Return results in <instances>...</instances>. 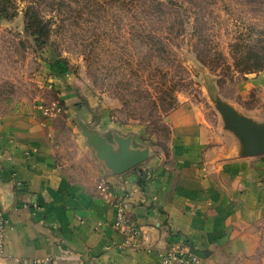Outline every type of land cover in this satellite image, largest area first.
<instances>
[{
	"label": "crops",
	"instance_id": "obj_1",
	"mask_svg": "<svg viewBox=\"0 0 264 264\" xmlns=\"http://www.w3.org/2000/svg\"><path fill=\"white\" fill-rule=\"evenodd\" d=\"M70 110L114 149L115 135L131 137L130 150L148 149L147 158L115 174L77 123L84 149L70 161L54 119L37 111L0 116V214L6 220L0 264H163L161 255L176 245L188 247L199 264H228L261 249L264 155H247L240 139L220 135L186 104L166 117L167 155L154 152L139 128H112L98 106L88 104L87 116ZM118 207L141 229L145 250L122 246Z\"/></svg>",
	"mask_w": 264,
	"mask_h": 264
},
{
	"label": "rangeland",
	"instance_id": "obj_2",
	"mask_svg": "<svg viewBox=\"0 0 264 264\" xmlns=\"http://www.w3.org/2000/svg\"><path fill=\"white\" fill-rule=\"evenodd\" d=\"M31 8L47 23L42 46L27 27ZM53 101L70 161L84 149L70 108L87 116L88 104L164 155L166 117L181 104L220 135L229 111L264 125V0H0V116ZM228 264H264V243Z\"/></svg>",
	"mask_w": 264,
	"mask_h": 264
},
{
	"label": "water",
	"instance_id": "obj_3",
	"mask_svg": "<svg viewBox=\"0 0 264 264\" xmlns=\"http://www.w3.org/2000/svg\"><path fill=\"white\" fill-rule=\"evenodd\" d=\"M208 95L216 98V94L209 89ZM225 131L233 137L240 139L249 156L264 155V125H256L251 119H240L232 111L225 112ZM82 131V135L86 139V144L96 152L99 160L104 161L105 165L115 174L123 173L131 168L141 164L148 155V149L143 151H132L129 148L131 137L121 138L114 136V141L118 149H114L108 144L105 137L94 130L92 125H85L79 118H75Z\"/></svg>",
	"mask_w": 264,
	"mask_h": 264
},
{
	"label": "built area",
	"instance_id": "obj_4",
	"mask_svg": "<svg viewBox=\"0 0 264 264\" xmlns=\"http://www.w3.org/2000/svg\"><path fill=\"white\" fill-rule=\"evenodd\" d=\"M37 113L44 120H53L63 111L58 101H53L48 105L40 104L36 107ZM6 220L0 214V258L4 253V233ZM115 227L123 235V247L127 250L140 251L145 250L144 239L141 229L136 223L128 218L124 210L118 207L116 211ZM163 264H199L200 258L195 255L188 247L176 245L168 248L162 255Z\"/></svg>",
	"mask_w": 264,
	"mask_h": 264
},
{
	"label": "trees",
	"instance_id": "obj_5",
	"mask_svg": "<svg viewBox=\"0 0 264 264\" xmlns=\"http://www.w3.org/2000/svg\"><path fill=\"white\" fill-rule=\"evenodd\" d=\"M29 9V8H28ZM27 9V27L30 28L32 36H33V42L36 46H42L40 44L47 42L48 37V27L47 23L42 21L41 17H38V14L33 12V8H31V17L28 15L29 11ZM33 12V14H32ZM43 40V41H40ZM42 42V43H41Z\"/></svg>",
	"mask_w": 264,
	"mask_h": 264
}]
</instances>
